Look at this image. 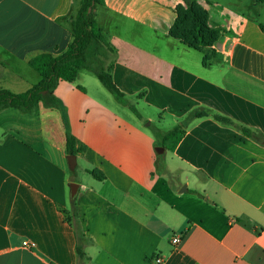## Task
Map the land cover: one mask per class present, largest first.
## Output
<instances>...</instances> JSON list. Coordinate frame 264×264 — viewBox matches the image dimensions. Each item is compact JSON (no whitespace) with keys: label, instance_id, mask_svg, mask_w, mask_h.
I'll use <instances>...</instances> for the list:
<instances>
[{"label":"crops","instance_id":"crops-1","mask_svg":"<svg viewBox=\"0 0 264 264\" xmlns=\"http://www.w3.org/2000/svg\"><path fill=\"white\" fill-rule=\"evenodd\" d=\"M190 3L221 31L207 51L170 34ZM79 6L0 0V89L22 94L40 81L30 60L67 50ZM96 21L127 104L82 70L57 86L58 108L0 112V264H78L77 230L88 240L84 264H154L156 255L163 264H264V144L243 133L264 137V2L104 0ZM194 111L207 116L189 120ZM140 120L185 135L159 154ZM69 135L86 148L74 176Z\"/></svg>","mask_w":264,"mask_h":264},{"label":"trees","instance_id":"trees-1","mask_svg":"<svg viewBox=\"0 0 264 264\" xmlns=\"http://www.w3.org/2000/svg\"><path fill=\"white\" fill-rule=\"evenodd\" d=\"M259 1L264 2V0ZM103 3L104 0H80L78 12L71 21L73 39L67 50L59 56L41 53L32 58L30 66L40 75V81L22 94L0 89V112L9 108L30 112L39 103L58 108L59 103L55 97L57 86L61 82H74L82 70L93 73L118 101L127 104L124 94L119 90L108 72L113 60L114 48L96 21L97 6ZM170 34L190 48L207 51L219 40L221 31L209 26L208 14L203 7L196 3H190L177 8V18ZM214 56V51L209 52L205 56L204 62L209 61ZM205 116H207L205 111H194L188 119L193 120ZM215 118L220 122H229L220 116H215ZM243 133L264 144L263 135L252 133L247 129H243ZM184 135L185 131L181 125L163 135L157 134L161 138V145L167 150H175ZM85 150L84 146L78 145L74 137L68 136L67 155L77 156ZM90 173L99 180L104 179L103 174L99 171ZM76 237L78 264H84L85 247L88 240L78 230Z\"/></svg>","mask_w":264,"mask_h":264},{"label":"rangeland","instance_id":"rangeland-1","mask_svg":"<svg viewBox=\"0 0 264 264\" xmlns=\"http://www.w3.org/2000/svg\"><path fill=\"white\" fill-rule=\"evenodd\" d=\"M85 75H89L90 77H95L92 73L87 72V71L85 72ZM95 79H97V78L95 77ZM99 83H100V82H99ZM106 91H107V90H106ZM107 93L111 96V98H112L114 101L117 100V99H116L111 93H109L108 91H107ZM139 110H141V108H139ZM143 117H145V115H144ZM137 119H138V118H137ZM138 120H139V119H138ZM142 120H146V119H142ZM142 120H140L141 125H143L144 128L149 129V131L155 135V138L157 139V142L161 145V138H159V137L157 136L158 133L155 132L158 123L155 122L153 125L149 126L150 121H142ZM169 128H171V127H169ZM161 147H162V146H158V148H161ZM163 148H164V147H163ZM77 173H79V171L72 172V175L74 176V175H76Z\"/></svg>","mask_w":264,"mask_h":264},{"label":"water","instance_id":"water-1","mask_svg":"<svg viewBox=\"0 0 264 264\" xmlns=\"http://www.w3.org/2000/svg\"><path fill=\"white\" fill-rule=\"evenodd\" d=\"M165 148L161 147V148H157V152L159 154H162L164 152ZM67 161H68V166H69V169L72 171V172H75L76 169H77V156L76 155H70L67 157ZM78 185L77 184H72L71 185V195L74 197L77 193V188Z\"/></svg>","mask_w":264,"mask_h":264},{"label":"built area","instance_id":"built-area-1","mask_svg":"<svg viewBox=\"0 0 264 264\" xmlns=\"http://www.w3.org/2000/svg\"><path fill=\"white\" fill-rule=\"evenodd\" d=\"M181 243H182V236L177 234L174 235V237L172 238V244L175 246H179ZM151 260L153 261L154 264H163L165 261V259L160 255L153 256Z\"/></svg>","mask_w":264,"mask_h":264}]
</instances>
